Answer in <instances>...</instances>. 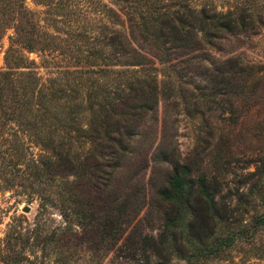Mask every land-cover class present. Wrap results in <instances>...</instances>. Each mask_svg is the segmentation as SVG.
<instances>
[{"label": "trees", "instance_id": "obj_1", "mask_svg": "<svg viewBox=\"0 0 264 264\" xmlns=\"http://www.w3.org/2000/svg\"><path fill=\"white\" fill-rule=\"evenodd\" d=\"M109 1L124 20L105 33L102 47L89 49L98 57L81 60L61 54L23 0H0V37L14 22L0 69V191L38 203L32 227L21 226L23 215L11 216L0 236V264H31L38 256L67 261L75 239L126 262L119 264H206L236 233L226 225L234 207L215 200L220 176L180 159L170 141L168 147L157 139L152 149L150 134L158 133L149 118L159 102L194 117L213 104L223 108L221 101L230 107L227 118L243 117L237 109L256 92L264 68L223 55L222 40L254 33L264 4ZM35 50L43 63L29 57ZM137 136L149 144L143 155ZM161 160L169 168L149 189L140 169ZM254 174L264 178V158L238 182ZM52 207L61 220L37 222Z\"/></svg>", "mask_w": 264, "mask_h": 264}, {"label": "rangeland", "instance_id": "obj_2", "mask_svg": "<svg viewBox=\"0 0 264 264\" xmlns=\"http://www.w3.org/2000/svg\"><path fill=\"white\" fill-rule=\"evenodd\" d=\"M197 1L191 0L193 3ZM213 1L218 9H224L226 5L240 0ZM241 1L251 3L257 9L264 4V0ZM23 4L32 12V17L42 29L55 36L54 39L60 45L61 54L74 55L81 60L91 54L98 57L99 50L91 53L89 49L102 47L105 33H113L124 20L117 3H111L109 0H23ZM261 15L263 19L257 21L254 33L238 38H224L221 53L259 63L264 68V8ZM12 23H14L13 20L8 22V26L0 37V69L3 67V51L13 32ZM42 54L39 50L28 52L29 57H33L38 63H43L40 57ZM38 71L43 74L45 70L41 66ZM261 73L264 75V69ZM221 105L223 108L213 104L211 109L203 110V117L200 114L191 117L184 114L180 107H166L159 102L149 118L152 126L157 125L158 135L156 134L153 138V133H151L149 141L153 144L152 149L157 139L165 142L168 147H170V141L179 153L180 159L210 168L220 176V188L215 194V200L227 201L230 206L234 207L226 225L236 233L222 252L207 259L205 263L264 264V178L256 180V174H254L238 182V179H242L241 177L247 172L255 171L256 165H261V160L264 158V79L256 88V92L243 101L237 109L244 115L242 114L243 117L236 122H233L232 118H227L230 116L228 104L221 101ZM208 129L210 132H207ZM135 140H137V151L143 155V149L149 144L140 136H137ZM149 153L147 152L146 156H149ZM214 156L218 157V161H221L227 169L225 172L220 167L212 165ZM206 161L211 166L207 165L208 163L205 164ZM144 167L139 172L142 174L140 180L145 183L149 182V189H153L150 183L161 179L169 165L161 160L154 164L152 170L149 166ZM137 181L139 182V178ZM251 183H256L258 188L253 186L251 189L249 187ZM237 194H243V196L238 199ZM37 204L36 199L28 201L22 192L0 191V236L7 225L13 221L11 217L13 215L24 216L20 220L22 227H32L36 223ZM24 205H28L27 211L21 209ZM44 214L45 221L40 219L37 221L44 222L43 225H54L61 220L57 210L53 207L48 208ZM150 215H153V212H148L146 217ZM40 216L42 217L43 214ZM143 224V229L153 236L157 233L155 228L147 227L144 219ZM75 240L77 245L71 248L72 253L67 261L59 262L55 259L52 263H46L44 256H38L31 264L126 263L121 257H115L112 253L103 257L101 250L90 252L81 240ZM170 262L172 264L183 263L177 258H172Z\"/></svg>", "mask_w": 264, "mask_h": 264}, {"label": "water", "instance_id": "obj_3", "mask_svg": "<svg viewBox=\"0 0 264 264\" xmlns=\"http://www.w3.org/2000/svg\"><path fill=\"white\" fill-rule=\"evenodd\" d=\"M23 211H27L28 210V205H24V206H22V208H21Z\"/></svg>", "mask_w": 264, "mask_h": 264}]
</instances>
